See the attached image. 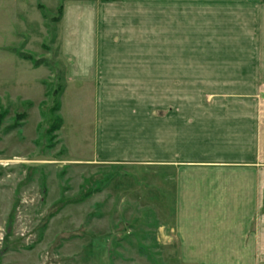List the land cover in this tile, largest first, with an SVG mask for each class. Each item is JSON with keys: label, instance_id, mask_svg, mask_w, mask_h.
Returning a JSON list of instances; mask_svg holds the SVG:
<instances>
[{"label": "crops", "instance_id": "0c3cea01", "mask_svg": "<svg viewBox=\"0 0 264 264\" xmlns=\"http://www.w3.org/2000/svg\"><path fill=\"white\" fill-rule=\"evenodd\" d=\"M61 6L64 79L94 95L78 162L172 180L180 264H264V0Z\"/></svg>", "mask_w": 264, "mask_h": 264}, {"label": "rangeland", "instance_id": "374dc122", "mask_svg": "<svg viewBox=\"0 0 264 264\" xmlns=\"http://www.w3.org/2000/svg\"><path fill=\"white\" fill-rule=\"evenodd\" d=\"M62 4L0 0V264H180L168 230L172 180L78 162L92 157L94 95L64 79L52 20ZM56 119L60 130L47 135ZM109 174L107 187L81 199L89 180Z\"/></svg>", "mask_w": 264, "mask_h": 264}, {"label": "trees", "instance_id": "16d2710c", "mask_svg": "<svg viewBox=\"0 0 264 264\" xmlns=\"http://www.w3.org/2000/svg\"><path fill=\"white\" fill-rule=\"evenodd\" d=\"M39 9H41V7H39ZM61 14H62V6H59L57 8V11H56V17L52 18V20L59 21L60 18H61ZM19 56L22 59L31 61L34 68H37V67L40 66V62L36 61L32 56H30L28 54H22V53H20ZM55 93H56V90H55ZM55 104L56 105L53 106V108L51 110L52 113H55V112H58L59 111V105L57 103H55ZM20 117L22 118V117H24V115H22ZM61 126H62V120L61 119L54 120L53 123L51 124V126L49 127V129L46 131V134L47 135H50V134H53L55 132H58L60 130ZM113 178H114L113 175L109 174V175H107V176L104 177L105 181H103L101 183L97 181V182H95V184L92 182V180H89L87 182V185L85 186L86 188H83L82 189V197H81V199H86L90 195H92L93 193L100 192L103 188H105V187L108 186V184L112 181Z\"/></svg>", "mask_w": 264, "mask_h": 264}, {"label": "built area", "instance_id": "2783aa9c", "mask_svg": "<svg viewBox=\"0 0 264 264\" xmlns=\"http://www.w3.org/2000/svg\"><path fill=\"white\" fill-rule=\"evenodd\" d=\"M103 1H114V0H103Z\"/></svg>", "mask_w": 264, "mask_h": 264}]
</instances>
